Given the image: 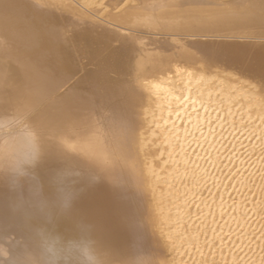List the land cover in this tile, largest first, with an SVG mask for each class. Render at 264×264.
<instances>
[{
    "label": "bare ground",
    "instance_id": "1",
    "mask_svg": "<svg viewBox=\"0 0 264 264\" xmlns=\"http://www.w3.org/2000/svg\"><path fill=\"white\" fill-rule=\"evenodd\" d=\"M263 219L264 0H0V264H264Z\"/></svg>",
    "mask_w": 264,
    "mask_h": 264
},
{
    "label": "rangeland",
    "instance_id": "2",
    "mask_svg": "<svg viewBox=\"0 0 264 264\" xmlns=\"http://www.w3.org/2000/svg\"><path fill=\"white\" fill-rule=\"evenodd\" d=\"M140 36H149L151 34H149L148 32H140L139 34ZM152 35H155V34H152ZM168 37H171V38H185L186 36H178V35H169ZM188 38H190V36H188ZM228 39H240V40H248V39H251V40H258L259 38H247V37H226ZM263 40V39H261ZM264 220V219H263Z\"/></svg>",
    "mask_w": 264,
    "mask_h": 264
},
{
    "label": "snow or ice",
    "instance_id": "3",
    "mask_svg": "<svg viewBox=\"0 0 264 264\" xmlns=\"http://www.w3.org/2000/svg\"><path fill=\"white\" fill-rule=\"evenodd\" d=\"M206 55H208L209 57H219V56H223L226 55L225 53H221V52H217L215 50H209ZM68 103H70V101H68Z\"/></svg>",
    "mask_w": 264,
    "mask_h": 264
}]
</instances>
